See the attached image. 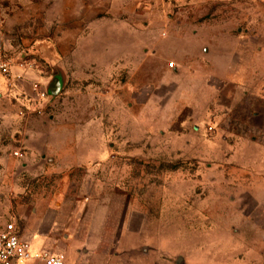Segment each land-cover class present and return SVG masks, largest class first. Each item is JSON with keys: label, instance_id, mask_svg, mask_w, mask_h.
I'll return each instance as SVG.
<instances>
[{"label": "rangeland", "instance_id": "obj_1", "mask_svg": "<svg viewBox=\"0 0 264 264\" xmlns=\"http://www.w3.org/2000/svg\"><path fill=\"white\" fill-rule=\"evenodd\" d=\"M45 1L0 0V18L11 35L42 39ZM164 1L170 16L148 28H116L107 40L101 26L99 40H79L76 55L89 63L73 60L59 95L20 107L0 98V228H22L20 212L73 194L82 164L127 150L115 164L132 173L115 184L131 181L123 190L138 195L146 178V226L173 230L158 239L180 251L179 262L264 264V0ZM33 43L20 44L23 61L52 79L59 68ZM241 72L246 81L236 83Z\"/></svg>", "mask_w": 264, "mask_h": 264}, {"label": "crops", "instance_id": "obj_2", "mask_svg": "<svg viewBox=\"0 0 264 264\" xmlns=\"http://www.w3.org/2000/svg\"><path fill=\"white\" fill-rule=\"evenodd\" d=\"M53 1L55 5L46 0L42 8V39H29L18 33L11 35L9 24L0 18V65L8 64L11 74L6 77L0 71V98L8 97L13 106H24L25 101L35 95L32 89L34 82L44 83L48 98L59 95L63 87V73L74 69L73 60L75 59V64L80 69H84L89 63L76 55L79 40L88 35L94 37V40H99L100 33L97 29H101V26L110 28L106 36L107 40H110L114 38L116 28H148L149 22L151 23L155 16L163 19L170 16V6L164 0ZM34 40H37V45L33 43ZM32 43L42 62L48 63L53 70L59 68L58 75L51 79L48 78L49 73L39 65L29 68L23 64L27 61H23L20 44ZM164 70L167 75L172 74V71L177 74L175 68L169 70L164 66ZM235 75L236 83H245V72ZM56 78L61 79V90L57 95H52L50 88ZM227 79L226 75V81ZM13 98L19 103L14 102ZM126 152L127 150L123 153L118 150V154L111 155V161L82 164L81 166L85 167V175L83 181L77 182L73 194H54L56 202L51 206L45 207L44 202H41V206L32 209L33 214L20 212L19 218H26L22 228L14 223L20 237L29 241L35 251L62 254L66 260L71 261L67 262L72 264H191L187 259L183 263L179 262L180 251H174L173 246H169L163 239H158L169 234L173 236V230L155 228L149 231L147 228L148 204L142 195L148 185L146 178L143 183L139 181L138 195L130 191L131 181H128L129 184L127 182L128 187L124 182L115 184L121 172L132 173V165L115 164L120 155L128 157ZM25 153L27 155V152ZM57 154L50 156L49 162L56 161ZM41 156L45 157L44 154ZM64 163L55 165L58 166L56 169L59 173L67 172ZM140 169L142 170L141 167ZM126 188L130 190L124 192ZM117 189L124 190L121 193L117 192ZM168 200L170 198L155 200L160 207L158 213L162 219L164 215H169L163 210V203ZM32 217L34 220L31 222ZM28 221L31 223L29 222L27 227ZM38 263L37 260H32L26 264Z\"/></svg>", "mask_w": 264, "mask_h": 264}, {"label": "built area", "instance_id": "obj_3", "mask_svg": "<svg viewBox=\"0 0 264 264\" xmlns=\"http://www.w3.org/2000/svg\"><path fill=\"white\" fill-rule=\"evenodd\" d=\"M23 64L29 68L34 67V63L31 61ZM174 65V62L169 64L170 67H174ZM0 71L6 77L11 75L8 64L0 65ZM32 89L37 98H48L49 94L41 82H34ZM209 129L212 130L211 127ZM32 260L40 261L43 264H72L67 262L62 254L42 250L35 251L29 241L20 237L14 223L0 228V264H26Z\"/></svg>", "mask_w": 264, "mask_h": 264}, {"label": "water", "instance_id": "obj_4", "mask_svg": "<svg viewBox=\"0 0 264 264\" xmlns=\"http://www.w3.org/2000/svg\"><path fill=\"white\" fill-rule=\"evenodd\" d=\"M61 85H62V82H61V79L60 78H56L50 88V92L52 95H57L60 90H61Z\"/></svg>", "mask_w": 264, "mask_h": 264}]
</instances>
